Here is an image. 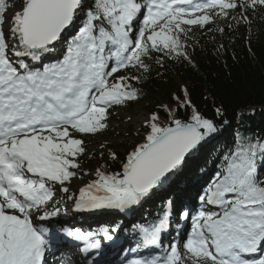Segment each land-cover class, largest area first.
<instances>
[{"label": "snow or ice", "instance_id": "6c2138e0", "mask_svg": "<svg viewBox=\"0 0 264 264\" xmlns=\"http://www.w3.org/2000/svg\"><path fill=\"white\" fill-rule=\"evenodd\" d=\"M257 21L264 0H0V264H264L255 107L230 118L182 84L123 153L88 143L169 62L198 70L206 36L217 57L239 35L251 52Z\"/></svg>", "mask_w": 264, "mask_h": 264}, {"label": "trees", "instance_id": "16d2710c", "mask_svg": "<svg viewBox=\"0 0 264 264\" xmlns=\"http://www.w3.org/2000/svg\"><path fill=\"white\" fill-rule=\"evenodd\" d=\"M259 29L257 35L253 37L251 52L245 45L244 35H239L229 46L228 52L219 57L215 54L213 43L206 36L201 43L205 45L203 49L197 47L195 60L198 70L182 64H168V71L163 78H155L144 85L147 93L139 102L131 105H139L150 111L161 101L171 102L169 94L175 91L182 84H188L195 103L201 107L211 109L212 100L218 103L225 102L230 107L229 117L232 113L245 107H255L254 113L244 116L243 122L252 131L264 130V23L256 22L254 32ZM243 33V29H241ZM220 40L219 35L216 37ZM228 43L227 38L224 40ZM233 53L235 59H233ZM207 97V99H205ZM235 123V120H233ZM103 137L113 138V132L108 130ZM124 144H118L117 149ZM119 150V149H118ZM98 159H91L89 166L101 163ZM118 167V165H116ZM197 169L193 168L187 173L188 177L196 174ZM184 177L178 176V180ZM211 178V173L205 180ZM203 183V181L201 182ZM166 199V197H165ZM161 204V199L155 200V206ZM156 207L152 203L145 205L139 216H147L148 212H155ZM166 242V241H165Z\"/></svg>", "mask_w": 264, "mask_h": 264}, {"label": "rangeland", "instance_id": "374dc122", "mask_svg": "<svg viewBox=\"0 0 264 264\" xmlns=\"http://www.w3.org/2000/svg\"><path fill=\"white\" fill-rule=\"evenodd\" d=\"M112 111L114 114L110 121L111 127L109 130L113 132L114 137L113 138H107V137L105 138L103 136L89 137L88 143L92 148L97 150H98V143L104 140L110 141L113 146H116L118 144H124L118 148L119 151L123 153L131 141L138 139L136 136L129 135L128 133H134L135 130L140 127L141 119L149 111L148 109L143 108V105L139 106L138 104L129 105L128 107L114 108ZM128 117H131V120H129ZM94 165L96 166V164ZM86 182H87V178L84 181H76L75 183H79L82 185L83 183ZM69 215L70 213L68 214V216ZM100 217L104 218L103 220L100 221L109 220L108 217L105 216H100ZM186 227L190 230V222L188 225H186ZM259 255L260 253L257 254V257Z\"/></svg>", "mask_w": 264, "mask_h": 264}, {"label": "bare ground", "instance_id": "6f19581e", "mask_svg": "<svg viewBox=\"0 0 264 264\" xmlns=\"http://www.w3.org/2000/svg\"><path fill=\"white\" fill-rule=\"evenodd\" d=\"M61 264H63V262H61Z\"/></svg>", "mask_w": 264, "mask_h": 264}, {"label": "water", "instance_id": "95a60500", "mask_svg": "<svg viewBox=\"0 0 264 264\" xmlns=\"http://www.w3.org/2000/svg\"><path fill=\"white\" fill-rule=\"evenodd\" d=\"M94 166H95V165H94ZM94 166H93V167H94Z\"/></svg>", "mask_w": 264, "mask_h": 264}]
</instances>
